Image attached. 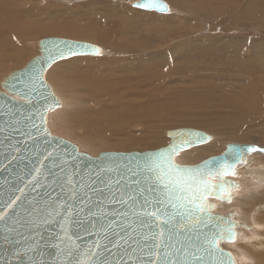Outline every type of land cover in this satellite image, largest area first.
<instances>
[{"label": "rangeland", "instance_id": "rangeland-1", "mask_svg": "<svg viewBox=\"0 0 264 264\" xmlns=\"http://www.w3.org/2000/svg\"><path fill=\"white\" fill-rule=\"evenodd\" d=\"M7 1L23 7L31 2ZM135 1L32 0L37 33L21 41L25 56L7 61L0 69V90L10 72L39 53L38 40L61 37L91 42L108 54L72 58L47 72V81L63 103L48 116L54 135L94 157L167 146L166 131L177 128L200 129L213 137L208 145L182 152L177 157L180 164L219 155L227 143L256 142L264 147V16L261 19L246 8L249 4L250 9H264V0H165L171 7L168 14L136 8ZM18 12L16 18L23 26L27 17ZM6 15V19L14 16L9 11ZM122 19L126 25L119 24ZM83 33H90L89 39L78 35ZM11 37L19 42L16 34ZM11 53L5 52L7 60ZM75 61L77 66L69 69ZM87 65L94 66L92 81L98 79L93 85L84 77ZM251 161L243 168L247 175L243 181L258 188L245 183L248 192L236 202L242 212L249 211L241 217L250 227L245 235L254 238L246 246V262H239L264 264V228L260 227L264 225V153L255 154ZM240 238L231 247L235 255L240 254L236 245L245 241L244 235Z\"/></svg>", "mask_w": 264, "mask_h": 264}, {"label": "water", "instance_id": "water-1", "mask_svg": "<svg viewBox=\"0 0 264 264\" xmlns=\"http://www.w3.org/2000/svg\"><path fill=\"white\" fill-rule=\"evenodd\" d=\"M145 2L148 0H138L133 6L161 14L171 11L165 0H156L159 7L155 8L136 6ZM37 44L39 53L21 69L10 72L1 83L0 212L10 199L21 196V201L17 202L15 215L9 211V219L0 221V264H77L78 260H88L86 254L95 250L97 243L101 247L100 255L93 258L96 261L151 264L155 241L144 238L161 229L166 237H172L167 241L170 247L161 251H171L173 259L188 264H218L221 260L224 264H240L229 246L243 236L241 229L247 226L238 219L241 209L233 206L227 212L217 210L239 198L246 174L243 168L255 154L264 153V147L256 142L227 143L219 155L196 164H180L177 157L182 152L213 139L203 130L183 127L166 131L170 141L161 148L91 156L73 142L54 135L48 127L49 114L63 103L46 75L60 62L101 57L108 52L95 43L61 37H45ZM174 140H187L190 144L174 157L175 163L193 169H203L206 161L211 163L214 159L227 158L235 163L230 152L236 148L257 151L246 153V162L235 163V175L223 177L228 190L212 192L207 197V204L212 207L190 220L180 214L186 212L187 201L173 193L169 202L167 190L155 181L146 163L147 157L168 149ZM212 182L219 185L222 181L216 177ZM180 203L186 208H179ZM145 209H164L167 216L161 212L160 221L153 218L149 223L143 215ZM209 215L213 219L209 220ZM169 218L168 224L163 223ZM228 224L234 226L235 239L221 240L223 252L218 254L207 241L218 227L226 228Z\"/></svg>", "mask_w": 264, "mask_h": 264}, {"label": "snow or ice", "instance_id": "snow-or-ice-1", "mask_svg": "<svg viewBox=\"0 0 264 264\" xmlns=\"http://www.w3.org/2000/svg\"><path fill=\"white\" fill-rule=\"evenodd\" d=\"M136 6L141 8L159 7L156 0H148V2L140 3ZM188 146H190V144L187 140H174V142L169 145L168 149L164 151H158L154 155L147 157L146 163L148 170L153 173L155 181L159 183L162 188L167 190L166 199L169 202L172 200L173 193L177 194L178 199L187 201V208L184 203L179 204V208H186V212H181L180 214L186 215L188 219L192 220L197 217L198 214L203 213L212 207L211 205L207 204V197L212 192L215 191L223 193L224 191L228 190V186L223 182V177L226 175H235V163L246 162L244 159L245 154L257 151V149L250 147L236 148L230 152V155L233 157L235 163L230 162L227 158L222 161H216L214 159L211 163L206 161L204 163L203 169L200 167L193 169L182 167L176 164L174 160V157ZM216 177L221 178L222 182L219 185L212 182ZM20 192L22 195L23 190L21 189ZM129 199L134 198L129 197ZM18 201H21V196H16L15 198L10 199L9 202H6L5 210L0 212V221H6L9 219V211H12L13 215H15V208ZM172 207H177V205L173 204ZM161 212H163L164 216H167V212L164 211V209H145L143 215L149 218V223H152L153 218L157 222L162 219V216L160 215ZM208 219L211 220L213 217L209 215ZM170 220L171 218L164 219L163 223L168 224ZM157 227H159V224H157ZM233 227L234 226L232 224H228V227L226 228L218 227V231L212 236L210 240L207 241L208 244H210L218 254L223 252V249L220 248L221 240L227 239L232 241L235 239L236 234L233 231ZM68 239H70V237H68ZM144 239H151L155 241V243L152 245L155 250L150 253V255L153 256L151 264H188L187 261H178L173 259L171 251H161V249H167L170 247L167 241H171L172 239L171 235L166 237L163 229L152 234L151 236H146ZM55 247H59V245H56ZM94 247L95 250L90 249L89 253L86 254L88 255V260H78L77 264H108L107 261H96L93 259L94 257H98L100 255L99 249L101 245L97 243ZM176 251H179V249H176ZM185 255H187L186 252ZM161 256L164 257L163 260H161ZM194 259L199 260L200 257L194 256ZM218 264H224V261L221 260L218 262Z\"/></svg>", "mask_w": 264, "mask_h": 264}, {"label": "bare ground", "instance_id": "bare-ground-1", "mask_svg": "<svg viewBox=\"0 0 264 264\" xmlns=\"http://www.w3.org/2000/svg\"><path fill=\"white\" fill-rule=\"evenodd\" d=\"M22 1V0H21ZM26 1V0H25ZM24 1V2H25ZM30 1V0H29ZM138 1V0H137ZM201 0H196V2L197 3H199ZM31 2H32V0H31ZM30 2V4H28L26 7H23V5L24 4H17V5H13V4H9V1H7V0H4L3 2H1L0 3V18L1 17H4V19H3V23H1L0 24V69H2L4 66H5V64H6V62L7 61H17L18 60V58L19 57H23V56H25V53H26V50H22V45H21V41L23 42V41H25L24 40V38H27L28 36L30 37L31 35H34V34H36L37 33V25H35V24H38L36 21H35V19H34V17L37 15V13H36V4H34V2H35V0H34V2L33 3H31ZM136 2V1H135ZM23 3V2H22ZM26 4H27V1L25 2ZM36 3V2H35ZM40 5V4H39ZM19 8H22V12H18V9ZM246 8L248 9V12H251V13H258V14H260V17H261V19H263V16H264V9L263 8H256V9H250V5L249 4H246ZM6 9V11H4ZM87 9V8H86ZM30 10H33V12L32 13H27V11H30ZM48 10V9H47ZM90 10V9H89ZM10 12V14H12V15H14V16H12L13 18H9L8 17V19H6V14H7V12ZM18 12V14H19V16H21L22 18H24V17H27V23L26 24H24L23 26L19 23V20L16 18V14H17V12ZM88 11V10H87ZM39 12V11H38ZM48 12V11H47ZM46 12V13H47ZM171 12V11H170ZM49 13V12H48ZM39 14H41V13H39ZM37 17V16H36ZM35 17V18H36ZM39 17V16H38ZM43 18V17H42ZM129 19V18H128ZM18 23V24H17ZM123 23L126 25V23H127V20H125V19H122V20H119V24L120 25H123ZM129 25V24H128ZM35 27H36V30H35ZM65 30V29H64ZM129 30H130V27H129ZM60 31H62V30H60ZM59 31V32H60ZM75 31V30H74ZM73 31V32H74ZM66 32V31H65ZM73 32H71L72 34H73ZM128 32V31H127ZM67 33V32H66ZM74 33H76V31L74 32ZM14 34H16V36L18 37V39H19V42L18 41H15L14 39H12V37H11V35H14ZM68 34H70V33H68ZM77 34V33H76ZM79 36L81 35L83 38H87V39H89V37H90V33L88 34V33H83V34H78ZM104 36H105V34H104ZM28 37V38H29ZM81 39V38H80ZM7 50H12V53L10 54V60H7L6 59V57H5V52L7 51ZM14 50H16V51H14ZM242 63H244L243 61H242ZM10 64V63H9ZM77 66V63H76V61H75V63H73V64H71L70 66H69V69H74L75 67ZM7 69V68H6ZM94 72V66H92V65H87L86 67H85V69H84V77H85V80L87 81V83H89L90 85H93V84H95L96 82H97V78H96V80H95V82H93L92 81V77L94 76L92 73ZM94 78V77H93ZM90 119H93V118H90ZM98 132H101V131H98ZM89 135H93V134H89ZM208 145V144H207ZM188 151V150H187ZM185 152V151H184ZM179 157V156H178ZM187 158V157H186ZM252 158V157H251ZM187 159H190V158H187ZM250 162H252V161H250ZM249 164H251V163H249ZM262 164V163H261ZM249 166V165H248ZM248 166H246V167H248ZM253 168V167H252ZM262 169V168H261ZM261 171H264V169L263 170H261ZM259 172V171H258ZM257 172V173H258ZM254 173V172H253ZM252 173V174H253ZM264 173V172H263ZM256 173H254V175H255ZM262 173H260V176L262 177L263 175H261ZM245 176H247V175H245ZM250 176H251V173H250ZM259 177V176H258ZM244 178V177H243ZM253 178H254V176H253ZM253 178H251V179H253ZM244 179H246V178H244ZM250 179V180H251ZM255 179V178H254ZM260 180V179H259ZM248 181H249V179H248ZM247 181V182H248ZM255 181H257V179H255ZM242 182H243V191H242V193H241V195H240V197L241 196H243V194H245L246 192H248V189L247 188H245V185L246 184H248L249 185V187H251V189L253 188V187H256V186H250V184L249 183H244V181L242 180ZM250 183L251 182H253V180H251V181H249ZM259 182V181H258ZM261 182V181H260ZM263 183H264V181H262ZM255 183V182H254ZM257 183V182H256ZM252 184V183H251ZM257 184H259V183H257ZM253 185V184H252ZM260 185L261 184H259V187H260ZM262 186V185H261ZM246 187H248V186H246ZM264 187V186H263ZM256 188H258V186L256 187ZM261 189H263L262 187H260ZM247 189V190H246ZM250 189V190H251ZM261 189H255L256 190V192L257 191H260ZM262 191V190H261ZM264 191V190H263ZM252 192H253V190H252ZM262 195H264V192L262 193ZM250 196V195H249ZM253 196H255V195H253ZM261 196V195H260ZM256 196L255 198H258L259 197V199L261 198V197H263V196ZM251 197H252V194H251ZM250 198V197H249ZM249 198H247V199H249ZM254 198V197H253ZM264 198V197H263ZM250 200V199H249ZM264 200V199H263ZM247 202V201H246ZM250 202V201H249ZM248 202V203H249ZM254 202V201H253ZM252 202V203H253ZM258 202V201H257ZM263 202V201H262ZM239 203V202H238ZM261 203V202H260ZM264 203V202H263ZM250 204V203H249ZM238 206V205H240L241 206V204L239 203V204H237V202H236V200H234V202H232L231 204H227V205H225L224 206V204H223V206H224V208L223 207H220L218 210H217V212H223L224 210H222V209H225V208H227V207H233V206ZM243 205H244V203H243ZM242 205V206H243ZM246 205V204H245ZM252 205V204H251ZM257 205V204H256ZM253 206V205H252ZM255 206V205H254ZM251 207V206H250ZM260 207V206H259ZM263 207V206H262ZM261 207V208H262ZM222 208V209H221ZM229 208H227V210H225V212H227L228 210H229ZM254 208V207H253ZM221 209V210H220ZM240 209H241V207H240ZM244 209H246V208H244ZM248 209V208H247ZM250 209V208H249ZM242 210L243 209H241V212H242ZM252 210V209H251ZM245 212H247V211H244V212H242V215H244L245 214ZM249 213V211L247 212V214ZM264 213V212H263ZM262 213V214H263ZM244 217V216H243ZM240 218V221H244V220H242V217H239ZM261 217H259V219H260ZM257 220V219H256ZM251 221V220H250ZM249 221V222H250ZM254 221H255V219H254ZM245 223H247V222H245ZM251 223V222H250ZM249 223V224H250ZM255 223V222H254ZM257 223V222H256ZM261 224V223H260ZM256 225H258V224H256ZM263 225V224H262ZM248 226V225H247ZM260 227H263L264 228V225L263 226H260ZM259 228V227H258ZM246 230H250V228L249 227H245L244 229H241V231H242V233H243V235H244V240L245 241H243L242 243H239L238 245H236V250L239 252V253H246V250H245V248H246V246L248 245V244H251L252 242V238H254V237H251V236H249V237H247L246 235H245V231ZM252 230V229H251ZM252 231H254V230H252ZM249 232V231H248ZM254 234V233H253ZM254 236V235H253ZM240 240H241V238H239ZM239 240H237L234 244H236L237 242H238ZM260 241V240H259ZM234 244H232V245H234ZM232 245H230L229 247H230V249H231V247H232ZM259 247H261V246H259ZM232 250V249H231ZM234 252V251H233ZM260 253V252H259ZM254 254V253H253ZM256 255H258V253L256 254ZM255 255V256H256ZM260 256L261 255H258V257L260 258ZM246 260L247 259H244V260H239L240 262L242 261V262H246ZM257 262H260V259L259 260H256ZM256 261H255V263H256ZM262 262L264 263V257H263V260H262ZM242 264V263H241Z\"/></svg>", "mask_w": 264, "mask_h": 264}, {"label": "crops", "instance_id": "crops-1", "mask_svg": "<svg viewBox=\"0 0 264 264\" xmlns=\"http://www.w3.org/2000/svg\"><path fill=\"white\" fill-rule=\"evenodd\" d=\"M247 227V226H246ZM245 250H246V248H245ZM237 255V254H236ZM237 258H245L246 257V255L244 254V253H240L239 255H237L236 256ZM245 259H247V258H245Z\"/></svg>", "mask_w": 264, "mask_h": 264}]
</instances>
